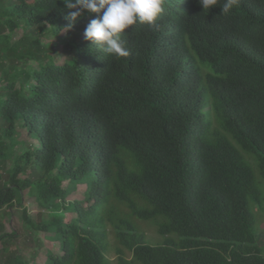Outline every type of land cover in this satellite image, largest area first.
<instances>
[{
  "label": "trees",
  "instance_id": "16d2710c",
  "mask_svg": "<svg viewBox=\"0 0 264 264\" xmlns=\"http://www.w3.org/2000/svg\"><path fill=\"white\" fill-rule=\"evenodd\" d=\"M224 2L164 0L153 25L125 30L130 55L119 58L84 39L96 18L85 12L58 63L38 35L59 34L73 10L0 0V44L23 26L9 52L39 65L23 68L27 88L0 87V207L28 189L47 210L37 227L60 247L43 264H110L109 250L116 264H264L250 207L261 199L255 162L264 178V0L228 13ZM78 183L83 198L66 200ZM144 222L163 239L148 242ZM15 235L0 234V256ZM8 262L26 264L15 252Z\"/></svg>",
  "mask_w": 264,
  "mask_h": 264
},
{
  "label": "rangeland",
  "instance_id": "374dc122",
  "mask_svg": "<svg viewBox=\"0 0 264 264\" xmlns=\"http://www.w3.org/2000/svg\"><path fill=\"white\" fill-rule=\"evenodd\" d=\"M14 17V16H12ZM15 18V17H14ZM7 33V32H5ZM28 32L23 26L15 29L11 34L10 43L8 46L0 44V87L7 81L13 80L15 85L20 88H27V86L33 83V79L23 73V68L30 72L38 68V62L36 60H26L24 66H18L16 63L21 59L15 57L9 52V47L14 48L19 41L20 37L27 36ZM42 46H46V51L55 57L56 62H62L67 58L65 52V40L70 36L67 34L66 29L59 31V34L55 35L52 32H45L42 35H38ZM44 58H47L44 56ZM46 60V59H45ZM43 60V61H45ZM20 65V64H19ZM6 70V73L3 72ZM2 124L0 120V141L8 143V139L2 135ZM27 138V133L23 128L18 129L17 139L24 141ZM25 149L22 144L15 147L14 152L10 154L5 160V164H1V167L9 168L13 165V160ZM8 150V149H7ZM13 150V149H12ZM23 177V174L19 175ZM254 181L255 185L259 189L260 205L254 200L250 199V207L253 211L257 223V240L256 244L264 253V178L259 174L256 162L254 169ZM67 181L63 185H66ZM85 190V184L78 183L76 188L71 190L66 196V200L72 201L75 199H82ZM29 190L25 189L22 192V202L17 204L14 202L12 206L0 207V234L1 233H16L15 236L11 237L7 241V248L2 251L0 256V264H12L8 262L10 255L17 253L18 256L26 262V264H43L47 255V251H57L59 249V243L53 239V234L47 232L42 228H38L43 221L48 218L47 210L41 208L35 200L33 194L28 193ZM25 208L26 212H24ZM26 213V215H25ZM74 214L67 212L65 215L66 221L71 219ZM28 217L33 224L29 225L26 221ZM145 231V237L148 242L156 243L163 239V236L159 235L156 231V227L152 223H141ZM40 227V226H39ZM111 240L114 242L113 238ZM0 246L3 244L0 243ZM130 258V255H127ZM107 260L110 264H116L115 253L113 250H109L106 253ZM137 264H140L137 262Z\"/></svg>",
  "mask_w": 264,
  "mask_h": 264
},
{
  "label": "clouds",
  "instance_id": "9594fccd",
  "mask_svg": "<svg viewBox=\"0 0 264 264\" xmlns=\"http://www.w3.org/2000/svg\"><path fill=\"white\" fill-rule=\"evenodd\" d=\"M70 11L66 19L69 23L67 31H71L84 13L96 14L84 30V39L99 45L103 52L127 57L130 51L122 34L136 23L153 25L157 17L164 11V0H63ZM217 0H200L203 9H211ZM239 0H225L222 13H228Z\"/></svg>",
  "mask_w": 264,
  "mask_h": 264
}]
</instances>
